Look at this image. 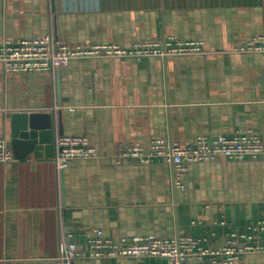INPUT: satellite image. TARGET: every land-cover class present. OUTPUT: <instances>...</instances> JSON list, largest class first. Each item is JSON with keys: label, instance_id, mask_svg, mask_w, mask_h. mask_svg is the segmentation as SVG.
<instances>
[{"label": "crops", "instance_id": "0c3cea01", "mask_svg": "<svg viewBox=\"0 0 264 264\" xmlns=\"http://www.w3.org/2000/svg\"><path fill=\"white\" fill-rule=\"evenodd\" d=\"M263 32L264 0H0V39L52 34L124 48L170 36L203 41L198 52L79 57L53 71H6L0 61V134L12 146L16 112L54 120V134L27 156L0 162V264L55 263L62 240L83 250L71 264H173L90 257L87 233L182 232L219 248L231 231L264 221V151L191 162L182 188L164 158H115L132 143L149 150L155 137L186 143L252 130L264 143V53L235 50ZM66 134L88 136L98 155L59 169L56 140ZM236 264H264V252Z\"/></svg>", "mask_w": 264, "mask_h": 264}, {"label": "built area", "instance_id": "2783aa9c", "mask_svg": "<svg viewBox=\"0 0 264 264\" xmlns=\"http://www.w3.org/2000/svg\"><path fill=\"white\" fill-rule=\"evenodd\" d=\"M203 48L200 39H179L167 37L153 43H137L124 48L110 43H71L52 34L24 39H0V61L6 71H53L67 65L74 58L98 55H149L198 52ZM239 52H263L264 32L250 39L241 40L235 47ZM55 162L59 169H65L79 159L98 155L97 148L86 135L66 134L56 140ZM264 151L261 137L252 130L237 131L229 136L221 134L216 138L200 135L194 141L179 143L169 138L155 137L146 150L138 143L120 146L115 155L117 161L135 159L143 163L164 158L173 166L176 187H183V177L188 164L196 161L219 158L242 160L256 157ZM15 159L13 148L6 132L0 134V162ZM89 256L106 257H164L173 264H196V261L211 260L219 264H236L248 253L264 252V221L250 223L243 229L229 233L226 243L219 248L207 245L203 239L178 232L170 237L152 235L123 236L119 239L106 236L102 228L87 233ZM83 256V250L75 242L61 241L60 253L55 263L71 264Z\"/></svg>", "mask_w": 264, "mask_h": 264}, {"label": "water", "instance_id": "95a60500", "mask_svg": "<svg viewBox=\"0 0 264 264\" xmlns=\"http://www.w3.org/2000/svg\"><path fill=\"white\" fill-rule=\"evenodd\" d=\"M53 113L16 112L12 114V147L16 157H25L43 135H53Z\"/></svg>", "mask_w": 264, "mask_h": 264}]
</instances>
